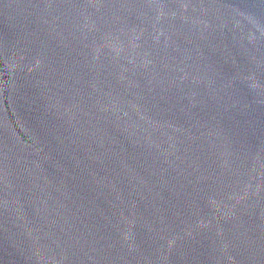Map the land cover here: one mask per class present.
I'll return each mask as SVG.
<instances>
[{"label":"water","instance_id":"obj_1","mask_svg":"<svg viewBox=\"0 0 264 264\" xmlns=\"http://www.w3.org/2000/svg\"><path fill=\"white\" fill-rule=\"evenodd\" d=\"M0 264H264V0H0Z\"/></svg>","mask_w":264,"mask_h":264}]
</instances>
